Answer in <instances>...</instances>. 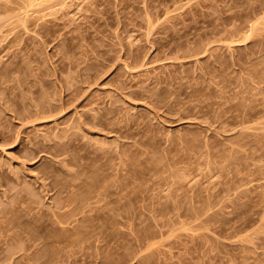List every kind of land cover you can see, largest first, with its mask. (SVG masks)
<instances>
[{
	"label": "rangeland",
	"instance_id": "374dc122",
	"mask_svg": "<svg viewBox=\"0 0 264 264\" xmlns=\"http://www.w3.org/2000/svg\"><path fill=\"white\" fill-rule=\"evenodd\" d=\"M27 208L114 221L50 264H264V0H0V264Z\"/></svg>",
	"mask_w": 264,
	"mask_h": 264
},
{
	"label": "bare ground",
	"instance_id": "6f19581e",
	"mask_svg": "<svg viewBox=\"0 0 264 264\" xmlns=\"http://www.w3.org/2000/svg\"><path fill=\"white\" fill-rule=\"evenodd\" d=\"M61 200V199H59ZM58 199L56 200V205H55V209H60L58 207L61 206V204L63 206H66L65 203H67L68 206L73 205V201L71 200H64L62 202H60ZM60 204V205H57ZM75 205V204H74ZM61 206V207H63ZM78 206H74L70 212H64V213H58L57 211L55 212L53 210L52 215H54L59 221L58 224H62L65 223L67 220L71 219L74 217L73 215V211H76V208ZM29 210V212L27 211V215L23 221L20 222V224L18 223V228H20V233L24 234L26 237L23 240V242H30V241H40V244L43 247L47 246L46 252L43 253L42 255H39L38 258L35 259V263L36 264H50L51 262H55L57 259V256H63V254L66 255V253L68 252V248L66 247H74V246H78V249L82 248V245H84V247L86 248H91V247H96V248H107L109 246V243L115 238V233H113L114 231H112L111 228H113L114 226V221L111 220L110 221H106V229L109 227L111 229V231H107L106 229L101 230L99 232L96 233L95 230H86V229H81L80 227H71V228H67V227H58V226H54V224L50 225L48 227L47 224V220H43V217H37L36 214H32L30 215V209L27 208ZM41 215H45V213H42ZM94 219V218H93ZM92 218H88L87 219V223L88 222H93ZM46 222V223H45ZM4 223V222H3ZM2 223V224H3ZM55 223V222H54ZM103 223V224H104ZM1 224V222H0ZM113 224V225H112ZM30 225H33L32 227L29 228ZM2 226V225H1ZM112 226V227H111ZM15 226V228H17ZM4 229V227H1ZM0 228V230H1ZM137 246L140 247L143 242H144V237H139L137 240ZM99 244V245H97ZM66 248V250H64ZM72 249V248H71ZM70 249V250H71ZM74 252H78L75 251ZM72 249V251H73ZM79 249V250H80ZM84 249V248H82ZM61 250V251H60ZM64 250V251H63ZM69 250V252H70ZM67 251V252H66ZM72 251L70 253H67L68 256L69 254L72 253ZM115 254L117 252H114ZM73 254V253H72ZM74 255V254H73ZM125 258V257H124ZM123 257H119L118 260H121L123 262L127 261V258L124 259ZM135 258V257H134ZM132 258V259H134ZM98 259V258H96ZM55 260V261H54ZM99 262H97L96 264H109V261L107 260V258L104 256H101L99 259ZM57 262V261H56ZM137 264H151L150 261L144 257V256H140L137 261ZM117 264H121V262L118 261Z\"/></svg>",
	"mask_w": 264,
	"mask_h": 264
}]
</instances>
